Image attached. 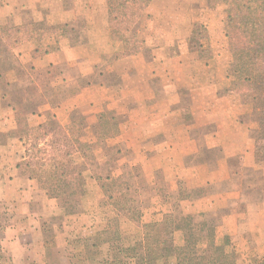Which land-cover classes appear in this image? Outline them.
Here are the masks:
<instances>
[{
    "label": "rangeland",
    "instance_id": "1",
    "mask_svg": "<svg viewBox=\"0 0 264 264\" xmlns=\"http://www.w3.org/2000/svg\"><path fill=\"white\" fill-rule=\"evenodd\" d=\"M14 1L0 0L1 3ZM53 1L51 12L60 11L61 5L72 6L77 2L86 4L87 8L81 12L69 9L71 24L52 27L56 29L52 34H45L42 39L26 40L19 45L29 44L35 54L84 43L89 49L94 48L95 52L89 63L86 56L81 57L82 67L90 64L96 81L94 84L102 83L107 87L104 90L89 87L87 94L70 88L71 85L62 90L65 104L58 113L66 123L61 126L87 143L89 149L60 158V165L67 173L63 178L67 201L50 198V209L57 207L58 210L80 213L63 219L58 211V215L53 216L54 221L43 228V238L50 249L47 256L40 249L37 257L42 256V259L39 258V263L28 261L24 264H156L143 247L142 225L159 222L165 214H172L177 221L186 220L194 225L208 224L207 228L198 229L197 245L199 254L205 257L207 263L211 262L215 250L221 248L230 254L221 264H264L263 249L251 252L239 250L232 239L222 234L221 228L219 230L218 218L226 209L210 213L209 209H215V205L208 206L207 197L217 190L224 195L221 189L228 188L227 184L218 180L219 184L222 183L220 188L213 184L203 190L193 188V182L184 178L185 168L191 163L206 162L214 170L219 161L220 166L231 168L237 175L241 172L247 178L252 176L257 185L264 182V167L256 164L255 157L254 170L244 167L246 155L222 160L225 150L247 148L254 153V140L258 133L249 98L225 93L231 82V55L223 30L224 6L209 10L206 8L207 0H153L133 28L144 42L145 50L115 60V55L122 48L110 36L109 0ZM200 24L207 27L210 35L213 58L207 61L202 58L197 43L192 41V33ZM34 25L40 29H51L49 25ZM13 34L17 38L22 36ZM137 56L140 57L133 58ZM123 59L122 70L127 74L129 69L125 67L138 65L145 70L144 76L139 78L141 83L124 75L126 84L124 87L120 84L121 77L113 66L120 60L123 62ZM78 75L75 71L70 72L71 77ZM161 96L169 97L170 104H162L165 108L163 115L159 116L156 98ZM165 115L175 127L183 125L188 128L191 123V147L178 148V140H175L173 153L141 152V143L150 146L152 139L150 135L143 136L141 125L146 122L147 126L152 121L149 123L156 124L159 130ZM180 126L176 130L180 132L177 136L181 139L183 128ZM32 134L30 141H26L28 144L25 143L27 148L32 142L35 148H45L46 152L51 150L45 146L44 130ZM184 150L193 153L186 160ZM46 158L48 160V156ZM159 167L161 172L153 180V171ZM189 170L195 175L193 166ZM76 173H80L81 177L78 178ZM238 180L237 176H233L231 185ZM71 192L78 193L69 197ZM260 193L251 195V199L258 201ZM117 218L119 240L98 244V234ZM4 228L0 224V264H17L6 246ZM210 228L216 230L214 242L210 240ZM259 236L257 232L251 237L256 240ZM57 238L62 244L60 247H57ZM225 238L230 240L228 246L224 245ZM175 243L183 244L182 231L176 233ZM126 248H135V251L130 254L121 251ZM168 248L170 256L172 243L168 244ZM127 255L132 259H125Z\"/></svg>",
    "mask_w": 264,
    "mask_h": 264
},
{
    "label": "crops",
    "instance_id": "2",
    "mask_svg": "<svg viewBox=\"0 0 264 264\" xmlns=\"http://www.w3.org/2000/svg\"><path fill=\"white\" fill-rule=\"evenodd\" d=\"M54 3L53 0L0 2V27H21L29 24H44L51 28L62 26L71 24L68 19L69 9L81 12L87 8L86 4L77 2L72 6L61 5L60 11L51 12L49 10L53 8ZM83 44L79 42L55 52H35L34 54L35 50H31L29 44L9 47L0 36V224L5 227L6 246L17 264L28 261L39 263V258L42 259V256L37 257L40 249L42 254L47 256L50 249L43 238V228L47 223L54 221L53 216L58 215L56 214L58 211L59 217L63 219L80 213L77 211L68 213L64 209L58 210L57 207L50 209L51 197L48 191L41 187L39 180L29 176L27 164L30 162V155L25 145V138H27V132L40 125L66 123L58 113L65 104L62 95L64 87L71 85L70 88L83 90L86 94L89 87L101 88V90L107 87L102 83L94 84L96 81H94L93 68L90 64L82 67L81 57L86 56L89 63V58L94 56L95 52L94 48L89 49V46ZM123 63H125L124 59L123 62L120 60L113 66L121 77L120 84L122 83L123 87L126 84L124 75L131 76L141 83L139 78L144 76L145 70L138 65L125 67L129 69L127 74L122 70ZM74 71L79 74L77 77L70 76V72ZM149 73L152 74V70ZM149 85L153 87V83ZM156 99L159 105L157 108L160 111L159 116H162L165 108L162 104H170V99L167 96ZM71 116L70 113L69 117ZM166 117L165 115L161 119L163 122L159 130L156 124L149 123L152 121H149L147 126L146 122L141 125L143 136L152 137L150 146L144 142L141 143V152L173 153L176 149L175 140L181 144H177L178 148L191 147V123L188 128L183 125L175 127ZM179 126L183 128L181 139L177 136L179 131L176 130ZM17 144L21 146L18 147ZM183 154L186 160L193 153L184 150ZM239 155H246L244 167L253 170L256 168L254 153L247 148L225 150V157L222 160ZM219 163L218 161V167L214 170L206 162L191 163V166L185 168L184 178L190 183L193 182V188L203 190L213 184L220 188V184L225 182L228 188L221 189L225 196L217 190L206 199L208 206L215 205V209H209L210 213L218 209H226L218 218L220 219L219 230L221 228L222 234L228 235L239 250L251 252L253 249H263L264 251V182L257 185L252 176V179L247 178L241 172L237 175L231 168H223L224 166H220ZM192 166L195 168V175L190 173L189 168ZM141 169L145 174L143 165ZM160 169V167L154 169L153 180L161 172ZM233 176H237L239 180L231 185L230 180ZM218 180L223 182L219 184ZM258 192L262 193H260L261 198L258 201L252 200L251 195ZM2 218H4L3 222ZM257 232L260 236L253 240L251 236L256 235ZM61 245L57 238V247ZM21 253L22 256H19Z\"/></svg>",
    "mask_w": 264,
    "mask_h": 264
},
{
    "label": "trees",
    "instance_id": "3",
    "mask_svg": "<svg viewBox=\"0 0 264 264\" xmlns=\"http://www.w3.org/2000/svg\"><path fill=\"white\" fill-rule=\"evenodd\" d=\"M152 1H108L107 14L110 36L114 41L119 42L122 48L115 55V60L133 56L145 50L144 42L133 28ZM220 5L224 6L223 30L228 40V50L231 55L229 64L231 82L225 93L249 98L253 109L252 116L258 129L254 140L256 164L264 167V0H207L206 8L215 10ZM54 30L56 29H40L34 24L10 28L0 27V36L9 47H15L26 40L42 39L45 34H52ZM13 32L22 36L17 38ZM192 41L197 43L203 59L207 61L213 58L209 46L210 35L206 26L200 24L193 31ZM49 51L45 50V53ZM42 130H44L45 146L47 145L51 150L46 152L45 148H35L32 142L29 144L30 162L27 164L29 176L39 180L41 187L48 191L51 198L63 201L66 200L64 197L66 192L63 191L65 188L63 178L67 173L60 165V158L71 157L83 150L87 152L89 145L78 140L76 135L71 133L67 127L56 124H44L32 129L26 133V141L29 142L30 138L33 137L32 133ZM27 142L26 144H28ZM76 175L78 178L81 177L80 173H76ZM77 193L71 192L69 197H75ZM67 212L75 213L76 211ZM118 215L121 216L122 214ZM118 220V218L111 220L108 228L98 234L100 238L98 244L114 243L119 240ZM183 223L186 225L183 226ZM207 226L208 224L205 222L194 225L186 220L177 221L174 215L165 214L159 222L142 225L144 231L143 247L147 254L153 257L156 264L164 261L169 262V260L173 261L170 264H221L222 261L230 257V254L222 251L221 248L215 250L210 263H207L205 257L198 252V229L207 228ZM210 230L212 233L210 240L214 242L216 230L215 228H210ZM179 231L183 233L182 245L175 243V235ZM169 243H172L170 256H168ZM229 244V238H225L224 245L228 246ZM121 251L130 254V252L135 251V248H126ZM129 257L128 255L124 256L125 259H132Z\"/></svg>",
    "mask_w": 264,
    "mask_h": 264
}]
</instances>
